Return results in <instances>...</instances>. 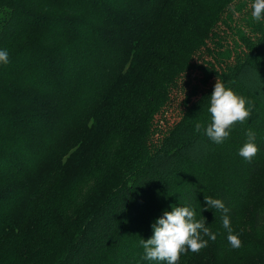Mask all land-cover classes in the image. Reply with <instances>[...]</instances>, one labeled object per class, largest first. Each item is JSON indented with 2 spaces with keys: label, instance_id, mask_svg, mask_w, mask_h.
Here are the masks:
<instances>
[{
  "label": "trees",
  "instance_id": "trees-1",
  "mask_svg": "<svg viewBox=\"0 0 264 264\" xmlns=\"http://www.w3.org/2000/svg\"><path fill=\"white\" fill-rule=\"evenodd\" d=\"M249 3L0 0V264H156L140 238L185 202L216 239L177 264H264V20ZM191 70L251 105L223 144L195 128L214 84L160 124ZM249 128L261 148L245 160ZM205 196L225 201L240 248Z\"/></svg>",
  "mask_w": 264,
  "mask_h": 264
},
{
  "label": "clouds",
  "instance_id": "clouds-1",
  "mask_svg": "<svg viewBox=\"0 0 264 264\" xmlns=\"http://www.w3.org/2000/svg\"><path fill=\"white\" fill-rule=\"evenodd\" d=\"M251 17L256 21L264 20V0H252ZM9 62V51L0 48V64ZM207 103V112L210 121L206 124L198 122L195 128L203 131L211 142L220 145L229 138L236 122L246 121L251 114V105L246 97L236 93L230 86L217 80ZM261 146L257 143L256 133L249 128L246 131V140L238 149V155L245 160H251ZM207 209H215L221 213L222 227L227 232L228 244L236 249L242 241L239 234L234 232L229 208L221 198L205 196ZM153 234L147 240L140 238L143 248V259L156 264H177L181 254L189 251L198 253L206 247L208 240L216 239V233L207 226L205 219L197 218L196 210L190 202L172 205L171 210L165 209L161 216L152 224Z\"/></svg>",
  "mask_w": 264,
  "mask_h": 264
},
{
  "label": "rangeland",
  "instance_id": "rangeland-1",
  "mask_svg": "<svg viewBox=\"0 0 264 264\" xmlns=\"http://www.w3.org/2000/svg\"><path fill=\"white\" fill-rule=\"evenodd\" d=\"M248 7H251V3H249ZM242 14H235V20L236 22H240V17ZM235 22V23H236ZM242 23V22H241ZM225 28V27H224ZM236 32V33H235ZM225 36L227 38V42H229V46H234V42L241 41L239 36V31L236 30L232 32L230 29H227L225 32ZM196 59L199 61L200 58L196 57ZM206 59H210L209 56L206 55ZM204 76L203 72L201 70H191L189 73L178 83L177 86L173 87L169 91V96L171 95V100L168 101L167 107L163 114H161L158 119L160 120V124L164 127L171 126L173 123H175L177 120L180 119L183 108H184V98L187 94H190L192 92V87H197V96H192V99H196L199 97L204 91H206L210 86L216 83L219 78H212L209 80V83L206 85H203L201 82V78ZM247 216V213H246Z\"/></svg>",
  "mask_w": 264,
  "mask_h": 264
}]
</instances>
